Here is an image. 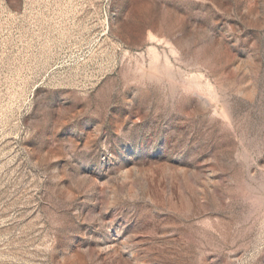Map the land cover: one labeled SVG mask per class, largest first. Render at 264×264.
<instances>
[{"label":"rangeland","instance_id":"1","mask_svg":"<svg viewBox=\"0 0 264 264\" xmlns=\"http://www.w3.org/2000/svg\"><path fill=\"white\" fill-rule=\"evenodd\" d=\"M0 264H264V0H0Z\"/></svg>","mask_w":264,"mask_h":264}]
</instances>
